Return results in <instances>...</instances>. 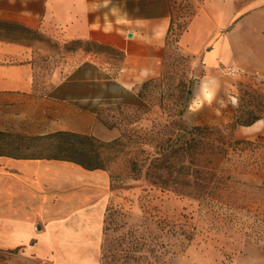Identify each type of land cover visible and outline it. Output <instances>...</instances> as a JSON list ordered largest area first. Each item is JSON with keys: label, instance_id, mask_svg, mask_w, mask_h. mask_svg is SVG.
I'll list each match as a JSON object with an SVG mask.
<instances>
[{"label": "rangeland", "instance_id": "obj_1", "mask_svg": "<svg viewBox=\"0 0 264 264\" xmlns=\"http://www.w3.org/2000/svg\"><path fill=\"white\" fill-rule=\"evenodd\" d=\"M42 2L0 0V20L8 22L0 24V37L25 42L35 70V92L10 104L6 112L0 109L1 130L24 134L72 130L104 141L124 130L135 142L144 141L151 155L162 124L168 125L167 136L183 134L181 127L204 125L219 126L221 134L241 140L227 148L220 172L228 176L225 189L204 197L162 189L154 176L134 179L130 161L133 157L141 160L143 155L135 144L110 159L106 171L113 197L101 232L99 264H264V66L246 70L233 65L232 73L218 68L219 79L205 80L202 62L179 43L194 13L193 4L191 0H170L173 27L163 50L161 71L151 77L164 74V78L142 89V82L126 89L115 81L122 53L109 45L66 41V10L51 14ZM248 2L236 0V6L240 9ZM73 46L76 50H70ZM87 48L97 49L98 57H87ZM65 77L84 80L89 86L68 85L56 91L55 83ZM219 83L225 91L215 89ZM59 94L68 98L63 101L56 97ZM84 94L88 99L80 98ZM237 113L244 119L258 116L259 128L250 134L245 132L249 125L231 128ZM103 120L120 125L109 127ZM203 136V149L193 139L192 155L185 157L178 176L176 171L165 176L168 183L215 180L216 134ZM4 237L7 234L0 228V264H53L26 253L25 245L8 246Z\"/></svg>", "mask_w": 264, "mask_h": 264}, {"label": "crops", "instance_id": "obj_2", "mask_svg": "<svg viewBox=\"0 0 264 264\" xmlns=\"http://www.w3.org/2000/svg\"><path fill=\"white\" fill-rule=\"evenodd\" d=\"M191 2L195 10L179 43L202 62L205 80L219 79L218 68L225 66H264V0H249L240 9L236 0ZM41 6L51 14L66 10V41H94L119 50L122 61L115 81L122 87L132 89L160 73L170 0H43ZM30 54L25 42L0 37L1 111L35 92ZM86 56L95 59L98 52ZM85 82L65 77L54 89L89 86ZM218 87L226 89L222 83ZM59 95L63 101L68 98ZM259 125L256 121L245 132H255ZM112 197L105 169H87L69 160L0 155V228L7 234L3 242L25 245L26 253L53 264H99L101 232Z\"/></svg>", "mask_w": 264, "mask_h": 264}, {"label": "trees", "instance_id": "obj_3", "mask_svg": "<svg viewBox=\"0 0 264 264\" xmlns=\"http://www.w3.org/2000/svg\"><path fill=\"white\" fill-rule=\"evenodd\" d=\"M8 23L0 20V24ZM173 27V17L171 11V21L167 31L166 40L171 33ZM30 29V28H28ZM90 45L103 46L94 41H87ZM77 47H71L70 50H76ZM86 52H97V49L87 48ZM164 78V74L158 78H149L141 83L140 89L148 86L152 82L159 80L160 82ZM141 90L139 91V93ZM191 92V88L188 89ZM181 112H179L180 114ZM258 119V116L250 119H244L243 114L237 113L235 122L231 125V128L235 124L250 125ZM109 127L120 125L116 121L103 120ZM162 127L158 129L160 134L159 138L155 141V149L153 155L151 150L145 148V142H135L131 135L126 131H122L120 135L111 140H99L93 135L82 133L72 130H54L42 134H24L20 132H10L0 129V155L11 156L14 158H45V159H61L76 162L87 169L101 168L107 170V162L113 157L127 152V147L131 144L138 146V152L143 155L141 160L133 157L130 161L131 166L129 171L133 173V178L137 179L141 176L148 177L154 176L159 180L156 182L157 186L162 189H172L173 191L185 195H191L195 197H204L209 194H218L225 189L226 175H221L220 172L224 170L223 162L226 160L227 148L231 143L241 142L233 141L230 134H221L219 126H199L195 125L189 129L181 127L184 130L183 134L169 132L167 124H162ZM206 133L216 134V141L218 145L215 150L216 161L218 165L217 177L213 182H200L190 183L189 181L175 180L173 183H168L165 176H170L172 172H177L182 166V162L185 157L192 155L190 152L193 145V139L196 141V145L203 149L205 145L202 136ZM187 134L193 135L187 138ZM176 138L169 142V138L173 136ZM184 136V138H183ZM198 136V138L196 137ZM204 137V136H203ZM199 148V151L201 150ZM202 153V152H201ZM203 179L204 176H202ZM177 178V177H176ZM107 215L105 216V218ZM105 228V227H104ZM103 249V248H102ZM104 252L102 250V261ZM104 264V263H103Z\"/></svg>", "mask_w": 264, "mask_h": 264}, {"label": "built area", "instance_id": "obj_4", "mask_svg": "<svg viewBox=\"0 0 264 264\" xmlns=\"http://www.w3.org/2000/svg\"><path fill=\"white\" fill-rule=\"evenodd\" d=\"M222 71L225 73H232L234 72V68H232V66H225L222 68Z\"/></svg>", "mask_w": 264, "mask_h": 264}, {"label": "bare ground", "instance_id": "obj_5", "mask_svg": "<svg viewBox=\"0 0 264 264\" xmlns=\"http://www.w3.org/2000/svg\"><path fill=\"white\" fill-rule=\"evenodd\" d=\"M254 128H252V129H248V131L251 133V132H253L252 130H253Z\"/></svg>", "mask_w": 264, "mask_h": 264}]
</instances>
